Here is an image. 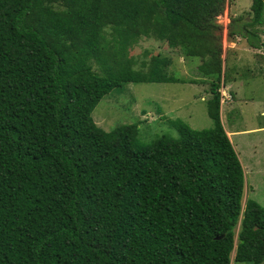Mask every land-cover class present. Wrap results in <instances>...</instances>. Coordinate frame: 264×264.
Instances as JSON below:
<instances>
[{"label": "trees", "instance_id": "trees-1", "mask_svg": "<svg viewBox=\"0 0 264 264\" xmlns=\"http://www.w3.org/2000/svg\"><path fill=\"white\" fill-rule=\"evenodd\" d=\"M227 0H0V264H264V209L220 119ZM261 24L264 0H252ZM236 20L229 24L233 37ZM235 28V29H234ZM235 30V31H234ZM254 49L253 32L240 31ZM142 38L199 58L209 129L143 141L92 113L127 84H185ZM98 72H96V71ZM194 83V82H190Z\"/></svg>", "mask_w": 264, "mask_h": 264}, {"label": "rangeland", "instance_id": "rangeland-1", "mask_svg": "<svg viewBox=\"0 0 264 264\" xmlns=\"http://www.w3.org/2000/svg\"><path fill=\"white\" fill-rule=\"evenodd\" d=\"M251 1L227 0L224 14L216 19L222 27V59L228 77L219 92L224 103L221 106L224 126L226 130L237 132L230 140L243 165L244 200L250 198L264 209V132L252 133L264 126V115H261L264 112V47L251 48L240 32H253L259 43L264 44V11L260 25L246 26L252 19ZM233 20H236L234 27L236 25L238 31L231 37L228 31ZM129 55L139 63L154 56L170 60L165 73L185 84H127L114 90L92 113L98 127L110 131L121 125L136 124L138 134L145 142L164 134L177 138L167 122L169 119H181L194 130L212 127L206 103L213 79L199 73L202 62L199 58H187L178 49H171L164 40L156 38H142L131 48ZM233 257L234 253L231 264H250L233 262Z\"/></svg>", "mask_w": 264, "mask_h": 264}, {"label": "crops", "instance_id": "crops-1", "mask_svg": "<svg viewBox=\"0 0 264 264\" xmlns=\"http://www.w3.org/2000/svg\"><path fill=\"white\" fill-rule=\"evenodd\" d=\"M222 104H224V103H222V101H221V106H222ZM221 108H220V119H221V123H222V125H223V128H224V130H225V133H226V135H227V137L229 138V140L231 139V135L232 134H236L237 132H234V130H226V128H225V126H224V122H223V120H222V113H221ZM261 115H264V112H261ZM260 131H263L264 132V126L262 127V128H257V129H255V130H253L252 131V133L254 132V133H256V132H260ZM239 135V134H238ZM235 136H237V135H235ZM230 142H231V140H230ZM242 168H243V165H242Z\"/></svg>", "mask_w": 264, "mask_h": 264}]
</instances>
